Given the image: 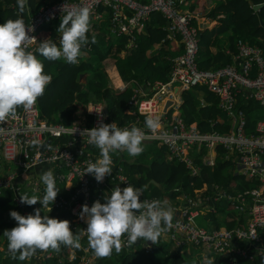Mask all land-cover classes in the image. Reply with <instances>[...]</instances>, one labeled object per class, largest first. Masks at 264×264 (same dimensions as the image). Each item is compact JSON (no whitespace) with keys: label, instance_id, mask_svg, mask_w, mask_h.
<instances>
[{"label":"built area","instance_id":"2783aa9c","mask_svg":"<svg viewBox=\"0 0 264 264\" xmlns=\"http://www.w3.org/2000/svg\"><path fill=\"white\" fill-rule=\"evenodd\" d=\"M186 3L185 0H55L40 7L25 25L32 27L28 34L36 37L42 23L61 19L67 10L88 7L90 15L97 19L99 9L104 8L108 14L110 32L126 36L127 45L134 47L138 35L145 32L151 15L155 12L162 14L168 22L169 37L178 36L182 49L172 58L167 81H154L149 88L137 86L128 101L133 119L120 128L137 126L146 133L144 140L164 145L169 157L183 161L192 174H198L200 165L194 161L190 152L195 149L203 153L207 148H218L224 158L233 161L237 173L257 179V186L233 193L216 185L212 196L214 201L227 199L243 212L244 225L212 230L197 225L194 218L200 214V201L193 198L185 200L183 206L175 205L172 208V227L166 232L168 240L179 246L192 243L222 255H239L253 260L264 251V51L259 45L238 39L232 63L215 68H200L197 62L199 27L192 22L196 15L180 6ZM38 47L39 44L34 42L28 50L40 59L36 52ZM175 84L181 86L182 90L203 85L213 92L219 107L229 117L228 130H201L196 124L187 123L178 107L167 112V108L164 109L161 104L162 94H173ZM239 97L253 99L260 105L263 116L253 125L249 123L245 111L237 106ZM86 115L91 118L89 122L86 121ZM86 115L83 120L74 118L69 125L61 120L49 121L40 117L36 103L29 111L18 108L14 117L0 123V191L2 188L11 189L16 205L25 213L24 204L20 203L21 187L17 184V178H25V188L42 198L45 185L40 176L31 175L34 174V167H48L54 172L57 188L68 192L67 196L59 194L49 207L69 210L75 220V227L80 231L87 225L78 213L83 204L87 203L90 207L94 188L107 192L117 185L121 188L128 184L134 186L118 163H113L112 174L106 176L102 183H98L90 174L83 175L87 164L99 158V150L87 143L88 137L81 136V131L91 129L101 122H114L107 117L104 103L100 101L89 102ZM147 115L160 117L159 126L154 132L145 128ZM46 141L41 150V145ZM216 153H206L202 156V162L213 165ZM110 155L112 157V153ZM50 160L54 162L49 163ZM141 189L142 200L164 201L149 195L143 187ZM241 242L243 245H240ZM153 250L152 243L145 246V252ZM83 251L85 254L89 252L88 245L83 247ZM45 256L49 257L51 253H45ZM81 264L94 263L83 255Z\"/></svg>","mask_w":264,"mask_h":264},{"label":"trees","instance_id":"16d2710c","mask_svg":"<svg viewBox=\"0 0 264 264\" xmlns=\"http://www.w3.org/2000/svg\"><path fill=\"white\" fill-rule=\"evenodd\" d=\"M55 0H28V6L22 19L25 24L29 18L40 7H45ZM187 6L180 4L181 7L189 9L196 16H204L206 18L218 21V24L212 28H199V50L197 53V62L200 68H215L233 62L232 54L237 51L236 41L241 39L251 45H259L264 51V0H213V3L207 7V0H185ZM263 3V5L254 10L253 4ZM17 2L16 0H0V24L8 19L17 18ZM158 21L157 25L147 24L145 32L138 35L136 45L134 47L127 45V37L122 35L117 38V41L111 39V35L106 28H102L96 35L95 43H91V38L94 36L92 29H97L95 23H91L88 32L89 43L82 47L81 51H89L91 54L98 57V62H93L91 59L83 60L78 57V64L66 63L63 59L57 61H48L41 56V61L44 64L45 74L51 75L52 80L46 86V89L41 97L38 98L37 104L42 119L49 121H63L69 125L75 118L77 112L86 115V109L89 102H104L107 103V117L116 122L118 127H121L133 119L132 109L128 103L130 97L135 92L137 86L149 88L154 81H167L171 69L172 59L167 55L172 51H179L182 45H175V42L168 35L166 28V20L161 13L155 12L152 14ZM262 19V23H260ZM192 22L196 23L193 18ZM60 21H49L37 31V43L50 38L58 44L56 29ZM222 35H225L228 40V51L221 45ZM159 44V50L150 54L151 47ZM173 53V52H172ZM106 57H113L115 65L121 79L128 83L122 90H114L109 86V77L102 66L101 61ZM81 74H85V80L81 78ZM201 89L204 93L205 105L199 103L197 91ZM183 102L181 104V116L187 123L196 124L201 130H210L213 128L228 130L229 121H222V112L220 111L216 96L208 91L203 85H196L182 91ZM240 105L245 108V113L249 123H251L249 105L240 100ZM210 119L216 120V123H210ZM91 120L89 115H86V121ZM64 140V139H63ZM146 143H142L144 151L134 157L127 159L120 152L112 153L113 163L122 165L123 171L129 176L132 184L135 186H146L150 182V191L147 187L149 195L161 198L168 193L173 195H181V192L175 189L183 190L189 187L191 181L197 186H202L203 182L208 185L213 183H221L226 189L231 190L245 189L255 186L259 183L257 179H244L242 176L232 172V166L228 159L218 161L215 164L214 170L210 166L204 164L197 175H189L186 168L179 163L169 161L163 158L165 147L160 148L150 146L152 151L145 150ZM223 155V154H222ZM229 166L230 170L224 172V167ZM39 166L34 167L33 176H40ZM25 178L18 177L17 184L21 187V195L28 194L29 196L36 195L27 187L25 188ZM109 182V180H107ZM135 186V187H136ZM231 186V187H230ZM184 188V189H183ZM59 194L67 196V191L59 188ZM24 191V193H23ZM72 192V190L70 191ZM111 191L103 192L95 190L92 192L91 205L100 200L105 202V195H110ZM201 196L208 197L213 193V186L208 187ZM207 193V194H206ZM191 195H184V200L193 199ZM57 195V196H58ZM14 192L9 188H2L0 191V218L3 219L2 209L7 207L18 206L14 201ZM90 205V206H91ZM228 200L219 198L215 202L216 211H208V216L211 217L214 226L225 225L233 227L241 225L244 217L237 210L227 209ZM26 214H34L35 209L41 208L37 203L33 206L24 204ZM229 208L230 207L229 205ZM14 210V209H13ZM41 215H49L58 219H67L70 222V228L74 234L79 233V228L75 227V220L69 210L52 207L51 212L45 208L41 209ZM230 211L226 218L223 214ZM223 213V214H222ZM222 214V215H221ZM221 215V216H219ZM16 226V222L0 221V235L3 236L5 229H11ZM74 226V227H73ZM4 237V236H3ZM240 242V241H239ZM144 241L138 240L131 247H123L122 251L117 254L113 250V254L104 259L97 258L93 251L89 248L88 253H84L83 247L88 245L86 236L81 238L80 249L61 247L59 252H52L51 257L45 259L39 254L41 251L31 257L29 260L20 261L14 259L11 253L7 250V240L4 237V250H0V264H81V257L86 255L94 264H200L198 260L193 263L187 261V252L184 255L176 249L170 255L169 245L154 246V253H145ZM72 252V253H71ZM70 253L72 254L71 257ZM206 259L201 262L207 264V260H212L213 264H264V252L258 254L255 259L236 255H222L218 252L207 250ZM18 255V254H17ZM214 255L213 259L210 256ZM112 261V262H111Z\"/></svg>","mask_w":264,"mask_h":264},{"label":"clouds","instance_id":"9594fccd","mask_svg":"<svg viewBox=\"0 0 264 264\" xmlns=\"http://www.w3.org/2000/svg\"><path fill=\"white\" fill-rule=\"evenodd\" d=\"M16 2L17 18L0 24V123L14 117L18 108L32 110L51 82V75L44 72L41 56L48 61L63 59L75 65L79 63L82 47L89 43L90 9L79 7L67 10L59 19L56 29L59 33L58 44L50 38L40 41L36 49L40 55L38 59L28 50L37 41V32L36 37L30 36L28 33L32 27H27L22 19L28 0ZM170 38L179 40L178 36ZM95 42L93 36L91 43ZM159 123V116L147 115L145 128L154 132ZM80 135H87V143L99 150V158L87 164L83 175L90 174L98 183H102L106 176L112 174L110 153L126 152L131 157L139 156L144 151L142 142L146 133L135 125L122 129L115 122H101L91 129H84ZM40 180L45 185L43 197L20 195V203L28 206L39 203L41 208L28 215L10 211L16 226L5 229L3 236L7 240V250L14 259L26 261L37 251L59 252L62 246L80 249L84 236L94 255L104 259L110 257L113 250L119 254L123 247H131L138 240L145 242L144 250L149 243L158 244L159 238L172 227V209L166 201L142 200L143 189L128 184L123 188L115 186L110 195H105L103 203L96 200L90 207L87 203L83 204L78 216L87 227L74 234L67 219L41 215L42 208L51 212L49 205L55 202L59 189L52 169L43 171ZM207 264H213V261L207 260Z\"/></svg>","mask_w":264,"mask_h":264},{"label":"crops","instance_id":"0c3cea01","mask_svg":"<svg viewBox=\"0 0 264 264\" xmlns=\"http://www.w3.org/2000/svg\"><path fill=\"white\" fill-rule=\"evenodd\" d=\"M212 3H213V0H207L206 1L207 7H209ZM184 6H187V3ZM99 13H100V15H99V17L97 19H95L93 17V15L90 16V24L91 23H95L97 25V29H96L97 32H99L102 28H104L105 25L109 24L108 14H107L106 10L104 8H100L99 9ZM195 19H196V23H197L196 25L199 28H206V27L207 28H212L213 26H215V25L218 24V21L217 20L210 19V18H206L204 16H195ZM60 20H58V21H60ZM104 23H105V25H103ZM148 23L150 25H157L158 24V21H157V19L155 17H152V15H151V18L149 19V21L147 22V24ZM90 24H89V28H91L90 27ZM57 34L59 35V33H57ZM173 40H174L176 46H178L179 44L182 45L178 39H173ZM220 43H221V45H223L226 48V51H228V48H227L228 47V40H227V38H226L225 35H222V38H221ZM159 48L160 47H159V44L158 43L155 44V45H153L151 47V49L149 50L151 52L150 54H152L154 52H157L159 50ZM181 49H182V47H181ZM181 49L179 51L174 50V51H172L173 53L171 52L167 56L170 59H172L174 55H176L177 53H179L181 51ZM80 58H82L83 60H88V58H89L93 62H98L99 61L98 60V57L96 55H93L89 51H86V50L81 51ZM101 63L103 65V67L105 68L107 74L109 75V78H110L109 86L112 89H114V90H118V89L121 90L126 85H128L127 82H125V81H123L121 79V77H120V75L118 73V70L116 68V65H115V59L113 57H106V58H104L101 61ZM173 91H174L173 94L172 93L169 94V92H166V93L162 94L161 104L164 106V109L167 108V112L169 111V109L170 110H173V109H176L178 107L179 108V112L181 113V104L183 102V98H182V91L183 90H182V87L179 86V85H177V84H175L174 85V88H173ZM208 91H210V90H208ZM197 95L199 97V103L201 105H205L206 104V100L204 99V93H203V91L201 89H199L197 91ZM240 100H242L245 104L249 105L252 108L250 110V113L249 114H250V118H251V123L250 124L253 125L252 123H254L259 117L263 116L262 109H261L260 105L255 100H253V99H245L244 97H239L238 98V102H237V106L240 107V108H242L244 111H245V108L240 105ZM217 104H218V99H217ZM218 107H219V105H218ZM219 109L222 112L221 119L224 122V124H226V122L224 121V119H228V121H229V117L224 114L223 110L220 107H219ZM76 118H80L81 120H83V119H85V115H83L82 113L77 112L76 115H75V119ZM209 121L212 124L216 123V120L215 119L214 120L210 119ZM228 125L230 126V122H229ZM213 129H216V128H213ZM210 130H212V129H210ZM142 143H146V144H149L150 146H153V147L155 146V147H158V148L164 146V145L158 144L157 142L151 141V140H149V141L148 140H144ZM165 150L166 151H165L164 155H162L164 159L169 160V161L179 162V163H181L184 166V168H186V170L189 173V175H192V176L197 175V174H192L191 173V170L186 166V164L183 161H181V160H179L177 158H170L167 148ZM190 153L193 156L194 161L200 165L199 171L201 170V167L204 164H206V165L210 166L211 168H213V166H215V164L218 161H224V160H226V158H224V155H222L223 153L218 148H216V149H209V148H207L206 150L203 151V153H199V152H197V150L194 149ZM206 153H208L210 155H213L214 153H216L215 163L213 165H210V164H207V163H203L202 162V156L203 155H206ZM219 156H220V159L218 160V157ZM130 160H132V159H130ZM228 160L231 163L230 166L234 167V168H232V172H234V174L239 175V176H242L244 179H252L250 177H246L244 175H241V174L237 173L236 172V169H237L236 168V165L233 164V161L232 160H230V159H228ZM48 169L49 168L48 167H45V166H39V168H38L40 174L43 171H46ZM253 179H255V178H253ZM152 181L153 180H150L146 184V186H136V185L135 186L136 187H141V188L143 187L144 188V191L146 193H148L147 192V187H148V190L150 191V188L149 187L151 186ZM216 185L218 187H221L223 190H225L227 192H231V193L236 192V191H239V190H242V189H236L237 187H233L234 189H232V191H231V190L226 189L221 183H213L212 185H208L206 182H203L202 186H197V185H195V183L193 181H191V183L189 184V187L187 189H184L183 188L185 191L179 190L177 188L175 189L176 191L181 192L182 193L181 195H177L176 193H174L173 195L166 193V194H164L161 197V199H163L164 201L166 200L167 205L172 209L175 205L176 206H183L185 204V200H184L183 195L184 194L191 195L190 192L192 191L194 193L192 196L195 197L197 200L200 201L199 202V207H200L201 211H200V214L198 216H196V217H198L197 220H198V223L200 224L199 226H202V227H204L206 229H209V230L216 229V228H219V227H226L224 224L223 225H219V226H214L211 217L208 216V214H207L208 211H216L215 202L218 199H216L215 201L212 199V196H214L213 193L209 197H208V194L207 193H206L207 195H206L205 198H203L201 196L203 193H205L204 191H206L208 187L213 186V190H215V186ZM257 185H255V186H257ZM229 205L232 208H229ZM227 209L228 210H230V209L237 210L238 213L242 214V216L244 217V219H243L241 225H244L245 215L243 214V212L239 211L234 205L230 204L229 202H228ZM3 210H11L12 211L13 208H7V209H3ZM14 210L15 211H19L20 214H23L18 208H17V210H16V208ZM229 212L230 211H226L224 214L222 213L223 214V217L226 218ZM3 213H2V215H3ZM221 215H219V216H221ZM1 220L9 221V222H16L10 216L9 217L3 216V219L0 218V221ZM236 226H238V225H236ZM13 227H15V226H13ZM164 240H168V238L166 237V233L163 234L159 238L158 244H152L153 247L156 246V245H161V242H164ZM168 241H171L172 242L171 247H172V245H174L175 246L174 249L175 250L178 249L181 252L182 255H184V253L186 251L187 252L186 258H187V261L190 262V263H193L195 261V260H191V258H190L191 255H192V253L189 254V249L190 248L194 249L193 251H198V253L200 251V256L198 255V257H197V260L200 262V264H202L201 262H203L205 260L207 254H208L207 253V250L208 249H206L202 245H197V244L190 243V245H181V246H179V244L174 243L172 240H168ZM240 245H243V243L241 242ZM171 247H170V252H169L170 255L175 251L174 249L171 250ZM0 250H4V237L2 235H0ZM208 251H210V250H208ZM49 252L52 255V252L51 251L42 252L39 255L42 256V257H44L45 259H47V258H49L51 256H49V257L46 258L45 253H49ZM154 252H155V250H153V252H145V253H154ZM211 252H214V251H212V249H211ZM204 253H205V257L202 258ZM213 258H214V255L210 256V259H213ZM111 264H113V263H111Z\"/></svg>","mask_w":264,"mask_h":264},{"label":"rangeland","instance_id":"374dc122","mask_svg":"<svg viewBox=\"0 0 264 264\" xmlns=\"http://www.w3.org/2000/svg\"><path fill=\"white\" fill-rule=\"evenodd\" d=\"M103 25H105V23L103 24ZM104 28H106V30H107V32L109 33V35H111V39L113 40V41H117V38H118V36L116 35V34H113V33H111L110 32V30H109V26H108V24L107 25H105L104 26ZM92 31H93V34H94V36L96 37V35L98 34V32L93 28L92 29ZM103 66V65H102ZM108 77H109V75H108ZM81 78H82V80L84 81L85 80V74H82L81 75ZM109 82H110V78H109ZM145 150H147V151H152V149H151V147L149 146V145H145ZM120 153H122L127 159H134V157H131V156H129L126 152H120ZM220 159V156L218 157V160ZM216 166H213V169L212 170H214V168H215ZM224 172H227V171H229L230 170V167L229 166H226V167H224ZM95 190H98V188H94V191ZM20 193H22L21 191H20ZM23 193H24V191H23ZM215 194V190H213V195ZM7 208H10V207H7ZM7 208H4V209H7ZM13 209H15V207H12ZM19 209V208H18ZM17 210V209H16ZM20 210V209H19ZM10 211L11 210H3L2 209V213H3V216H5V217H9L10 216ZM23 214H26L27 213V211H25V213H24V211H22V210H20ZM17 212H19V211H17ZM198 217H195L194 218V221H195V223L197 224V225H200L199 223H198ZM170 243H169V241L168 240H164V245H169ZM186 245H190V243H187ZM175 248V246L174 245H172V247H171V250L172 249H174ZM175 250V249H174ZM194 249H192V248H190L189 249V254H191L192 253V255H191V260H197V257H198V255L200 256V251H199V253H198V251H193ZM264 252V251H263ZM70 257H71V254H70ZM205 257V253L203 254V257L202 258H204ZM204 260V259H203Z\"/></svg>","mask_w":264,"mask_h":264},{"label":"water","instance_id":"95a60500","mask_svg":"<svg viewBox=\"0 0 264 264\" xmlns=\"http://www.w3.org/2000/svg\"><path fill=\"white\" fill-rule=\"evenodd\" d=\"M262 5H263V3H256V4H253V5H252V8H253L254 10H257V9H259ZM262 22H263L262 19H260V23H262ZM166 25H168V22L166 23ZM104 108H105V111L107 112V103H106V101H104ZM46 143H47V141L44 142V143L41 145V150L44 148V146H45ZM152 182H154V181H152ZM81 196H82V194H81ZM148 242H150V241H147L146 243H148ZM179 248H180V247H179Z\"/></svg>","mask_w":264,"mask_h":264},{"label":"bare ground","instance_id":"6f19581e","mask_svg":"<svg viewBox=\"0 0 264 264\" xmlns=\"http://www.w3.org/2000/svg\"><path fill=\"white\" fill-rule=\"evenodd\" d=\"M131 47H133V45H131Z\"/></svg>","mask_w":264,"mask_h":264}]
</instances>
